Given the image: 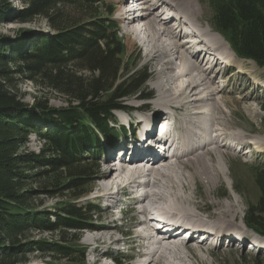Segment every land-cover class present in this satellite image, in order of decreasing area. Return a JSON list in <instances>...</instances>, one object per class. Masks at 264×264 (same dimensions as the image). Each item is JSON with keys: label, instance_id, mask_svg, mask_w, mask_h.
Listing matches in <instances>:
<instances>
[{"label": "trees", "instance_id": "obj_1", "mask_svg": "<svg viewBox=\"0 0 264 264\" xmlns=\"http://www.w3.org/2000/svg\"><path fill=\"white\" fill-rule=\"evenodd\" d=\"M207 1L213 10L215 29L224 36L237 56L254 60L264 68V0ZM21 2L26 7L22 14L45 16L53 21L52 27L58 31L38 37L25 29L17 31L14 38L0 35V264L20 263L19 254H22L23 246L19 243L32 230H62L60 234L64 237L63 230L94 226L96 207H80L76 203L88 193V190H79L88 184L87 180L94 171L98 172L94 159L88 161L85 153H100L101 135L107 138L116 136L113 132L112 137H108L110 123L114 120L113 112L125 106L127 97L142 94V88L150 78L148 67L127 69L120 76L119 65L122 62L118 50L123 45L118 24L113 11L101 1ZM73 6L81 7L93 16L75 25L70 17L62 14L54 23L62 8ZM102 9L108 13L107 17L99 19L92 14L102 12ZM5 15L0 11V23L5 20ZM84 69L98 75L83 77L80 73ZM23 79L65 95L68 107L52 108L45 101L26 104L20 90ZM138 96L143 98L145 95ZM49 122L55 127L47 131L40 129ZM31 133L44 138L51 147L49 150L59 156L49 159L35 152H22ZM48 164H55L58 171L64 170L52 174L51 184L59 185L65 174L70 179L65 187L71 194L70 200L59 203L62 215L53 223L45 212L32 208L37 191L28 183L30 170ZM71 166L75 167L76 173H71ZM253 171L261 195L256 204L248 205L243 222L247 228L264 237V161L255 165ZM36 244L43 252L58 254L71 264H86L85 249L78 241L61 244L41 240ZM124 256L122 252L117 253L116 262ZM254 257L252 264H264V254Z\"/></svg>", "mask_w": 264, "mask_h": 264}, {"label": "bare ground", "instance_id": "obj_2", "mask_svg": "<svg viewBox=\"0 0 264 264\" xmlns=\"http://www.w3.org/2000/svg\"><path fill=\"white\" fill-rule=\"evenodd\" d=\"M161 9L180 12L183 23L186 25L189 22L187 31L194 36L200 29L201 37L192 43L193 40L188 39L183 28L170 25V20H178L179 14L172 12L165 20L167 16L159 13ZM116 11L129 38V46H142L146 56L157 65L156 80L152 82L157 90L154 97L142 103L132 100L128 107L123 108L122 115L135 120V113L140 114V118L136 119L137 126L141 128L139 134L145 130L142 128L145 122H152L161 114L178 119V134L171 142L188 149L186 153L168 159L148 147H145V151L137 147L131 160L121 161L118 167L113 168L115 181L99 183L93 188L89 186L93 190L88 198L107 202L114 198L117 190L133 194L132 209L135 212L130 223L134 231H130L133 233L130 240L141 249L136 253L133 264H205L206 255H209L207 242L197 241L198 245L176 242L172 232H162L157 221L145 215L150 207H159L179 222L192 227L189 230L197 232V237L205 236L203 233L210 230L212 246L216 247H223V240L220 245L215 243V236L219 234L232 236L236 230L246 233L236 224L239 211L236 197L220 200L213 193L230 174L227 160L231 148L227 146V141L237 136L241 141L240 146L246 143L241 137L243 135L231 131L228 108L231 103H236L233 93L248 88L250 75L243 69V60L236 56L214 26L206 22L204 6L195 0H119ZM9 24L8 28L15 26V23ZM202 38L211 41V45ZM217 48L227 49L228 67L224 70L209 62L207 54H213ZM220 75L229 78L222 83L219 82ZM235 79H242V86L234 87L232 94H228L229 83ZM244 92L237 97L242 98L247 94L244 97L249 98L250 94ZM250 150L247 149L245 153ZM106 176L107 173H104L98 178L103 180ZM201 187L203 190L200 192ZM114 209L108 207L105 212L113 216ZM143 216L145 218L142 219ZM118 219L120 217L113 218L111 223L96 222L91 228L99 232L85 237L88 244L98 246L91 252L94 263L103 262L111 254V251L103 250L100 246L129 240L117 235L123 232L116 222ZM237 242L232 240L229 248H234ZM256 242L255 245L264 243L262 239ZM143 248L148 251H143Z\"/></svg>", "mask_w": 264, "mask_h": 264}, {"label": "rangeland", "instance_id": "obj_3", "mask_svg": "<svg viewBox=\"0 0 264 264\" xmlns=\"http://www.w3.org/2000/svg\"><path fill=\"white\" fill-rule=\"evenodd\" d=\"M1 1L2 3H0V11L5 12L6 15H5V20H3L0 23V35H4L7 38H14L15 33L17 31L21 29H25L28 30V32L32 31L34 35L38 37L41 34L52 35L58 31L57 28L52 27L53 21L45 16L35 15L31 17L22 14L21 12H23V8H26L24 3L21 2L20 6L17 7L16 5L11 4V0H1ZM99 1H101L103 4L106 3L110 10L111 8H114L113 16L118 21L119 32H120L119 36L121 37L120 43L123 45L118 50L119 59L122 62L121 66L119 65V74L122 73L120 76H123L125 74L124 72L127 69L142 70L144 67H148L149 69L150 78L145 83L144 88H142L143 93L133 94L127 97L123 105L128 107L129 102H131L132 100H134L135 103L149 102L154 97L157 91L152 84V82L156 80L157 65L155 64L154 60L149 59V57L146 56L145 49H143L142 46H140L139 44H137V47L129 46L128 43L129 38L126 35L124 29L122 28L123 24L119 20L120 18L118 17V12L116 11L117 8L116 6H118L119 0H99ZM195 1L198 4L204 6L207 17L206 22L207 23L209 22L210 26L211 25L214 26V23H212L213 10L209 5V3L204 0H195ZM103 10L104 9H102V12L96 11L92 14H96L97 15L96 17L99 19H101L102 17L105 18L108 16V13L104 12ZM159 13H161V10H159ZM62 14H65L68 17H70V19L72 20L71 22L75 25H77L79 22L87 21L93 16L91 15V12L90 13L85 12L83 8L78 6L64 7L59 11V15L55 16L54 23ZM16 20L18 21V23H15ZM9 23H15V26L8 28L7 25H10ZM213 28L215 30V27ZM199 57H201V55ZM241 60H243L242 61L243 69L246 72H248V74L251 77V78L249 77L250 83L248 88L244 89L242 92L233 93L236 99L235 100L236 103H231L230 107L228 108L229 118L232 122L231 131H234L237 134L239 133L238 135L240 134L243 135V136L240 135L241 137H243V140L247 143H251L254 146L253 148H250L251 149L250 155L246 154L245 153L246 151L238 152V153L232 150L230 151V156H228V160H227L230 174L226 176L225 178L226 180L218 186L217 190L213 194H215L217 198H219L220 200H227V198L230 196L233 198L236 197V199L239 201V207H238L239 211L237 213L236 224L244 228L246 231L248 230V228L245 226L243 222L244 212L249 204L251 203L256 204L261 195L260 189L257 183L255 182L253 167L264 161V68L260 67L254 60L244 59V58ZM230 72L231 71L225 73V76L228 75ZM80 74H82L83 77H90V78L98 75V73L91 72L90 70H86V69H84ZM228 78L229 77L224 78V76L220 75L219 82L223 83L227 81ZM231 83L233 85H231ZM242 83H243L242 79L232 80L227 88V93L232 94L231 90H233L234 87L236 86H242ZM20 88H21L20 90L24 94L23 101L26 104L32 105L36 102L39 103L45 101L46 104L52 108L68 107V98L58 91L44 89L41 86H38L26 79L22 80V83L20 84ZM243 92L244 93L248 92V94H250V97L245 98L244 96L247 94H244L242 98L237 97L238 94L242 95L240 93ZM143 94L145 95L143 96V98H141V96H138ZM124 107L121 106V109L113 112L114 123H110L111 130L109 131L108 136L111 134L112 131H117L122 123H126L124 119L121 120V117L122 118L124 117L122 115ZM39 111L40 110L37 109V112ZM132 114H134V112H132ZM135 114L137 115L136 119L140 118V114L138 113ZM134 121L136 123V120ZM51 127H55V126L54 124L49 122L47 124L42 125L40 129L43 131H47L50 130ZM104 136L105 135H101V137ZM49 149H51V147L44 138H41L36 133H31L30 135H28L26 144L24 148H22V152H35L37 154H41L42 158H49V159L59 156V154H55L52 150ZM85 158L88 159V161H90L89 160L90 158L91 160L94 159L93 163L97 164L96 167L98 169V172L95 173L94 171L92 176H90L87 180L88 184L83 189L79 190V191H84V190H89V191L83 198L78 200L76 203L80 207H87V206L96 207L93 212L94 223L101 221H104L105 223H111L113 218L120 217V212L114 209L113 216H111V214H107L105 212L106 205L104 206L102 205L104 202H99L98 200H93L88 198L92 196L91 191L93 189L91 188H93L95 185H98L99 183L100 184L103 183V180L102 179L100 180L98 178V175L106 173L104 172L102 166L103 160L105 158L104 152L102 155L98 154L96 156L94 154L85 153ZM55 167H56L55 164H48L30 170L29 173L31 174V179L30 181H28L29 186H31L33 190L37 191V193L35 194V198L33 199L32 208L34 210L45 212V215L50 218L52 223L58 221L59 219L58 217L62 215L61 210L59 209L61 207L59 203L62 200L65 201L70 200V196H71V194L68 193L69 190L65 188L67 187L68 181L70 180L69 176L67 177L65 176L66 174L60 178L59 185L58 183H55L54 185L51 184L50 178L52 177V174L53 173L57 174L59 172L64 171L63 169L58 171V169H55ZM69 169L73 171L71 172L72 174L76 173V169L74 166H71ZM201 188H199L200 192L203 190V188L202 189ZM132 206L134 207L133 203L127 202L126 204H124L122 206V211L124 212L123 218L121 219L120 217V219L116 221L123 230V232L117 233V235L129 239L127 242L121 241L125 244L126 247L125 249L122 250V253L125 255L126 258L122 259L121 261L113 262L111 259H104L103 262L100 261L98 263H94V256L91 253L93 251L92 245L86 242L85 237L87 236L92 237L93 235H95V233L97 234L99 232L98 230L70 228L69 230H63L65 234L64 237H62V235L60 234L62 230L45 231L41 229H35L27 233L25 237L22 238L21 243H19L20 246H23V250L20 251V253L22 254H19L21 259L19 264H71L72 263L71 261L65 258H61L60 255L58 254H54V253L48 254L46 252H43L41 249L38 248V244H36L37 241H41V240H44L46 242H51V243L56 242L61 244L63 243L68 244L69 242L72 241L74 243L78 241L79 244H81L85 249L84 258L86 264H106V263L133 264L134 260L136 259V253L138 247L134 246L133 242H131L130 240V238L133 235V233H130V231L131 232L134 231V228L130 223L133 214L135 212V210L132 209ZM87 215L89 216L88 212ZM249 234H252V232L249 231ZM260 239L264 241V238H260ZM186 244L198 245V242L191 241ZM115 245L116 244H112L108 246V244H105L104 246H100V248L106 251H111V255H112L115 254L117 251L121 250V249L117 250ZM229 245L230 244L225 242L223 244V247L207 246L209 250V255H206L207 262H205V264H252L254 262L253 261V259L255 258L254 256L261 254V253H252L253 255H251V253L246 252L245 250H243V248L238 247L239 246L238 243L234 248L231 249L229 248ZM245 248L247 251L249 250L247 247ZM24 250L25 252H23ZM145 260L147 261L148 259L146 258ZM145 260L144 261L142 260V262H146Z\"/></svg>", "mask_w": 264, "mask_h": 264}, {"label": "water", "instance_id": "obj_4", "mask_svg": "<svg viewBox=\"0 0 264 264\" xmlns=\"http://www.w3.org/2000/svg\"><path fill=\"white\" fill-rule=\"evenodd\" d=\"M14 22V21H13Z\"/></svg>", "mask_w": 264, "mask_h": 264}]
</instances>
